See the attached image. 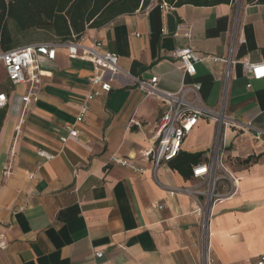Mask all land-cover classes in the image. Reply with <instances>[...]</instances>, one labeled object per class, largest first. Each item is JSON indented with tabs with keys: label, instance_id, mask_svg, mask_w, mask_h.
Instances as JSON below:
<instances>
[{
	"label": "crops",
	"instance_id": "obj_1",
	"mask_svg": "<svg viewBox=\"0 0 264 264\" xmlns=\"http://www.w3.org/2000/svg\"><path fill=\"white\" fill-rule=\"evenodd\" d=\"M33 35L44 40L23 46L53 43L56 57L38 60V101L24 111L25 93L12 92L0 126V264H202L204 214L213 264H257L264 255L263 154L246 135L226 131V159L262 156L230 169L239 179L236 192L209 205L193 177L185 180L164 165L155 178L142 155L153 147L165 107L133 80L157 77V88L168 93L200 83L205 105L219 110L224 104L228 116L264 131V80H250L243 67L244 62H264V5L236 0L166 9L155 1L144 11L87 30L79 43L101 42L100 52L117 54L125 74L116 77L110 94L89 103L80 135L62 152L59 137L67 134L65 125L75 122L85 102L94 66L70 58L52 36ZM232 43L235 63L227 84L226 64L204 61L191 75L175 58L186 48L226 58ZM3 75L9 81L0 64L2 80ZM216 134L213 123L201 120L182 152L207 153ZM41 150L55 159L44 160ZM114 157L146 171L120 167L112 163ZM219 185L218 194L230 189L225 180ZM97 252L103 257L96 258Z\"/></svg>",
	"mask_w": 264,
	"mask_h": 264
},
{
	"label": "built area",
	"instance_id": "obj_2",
	"mask_svg": "<svg viewBox=\"0 0 264 264\" xmlns=\"http://www.w3.org/2000/svg\"><path fill=\"white\" fill-rule=\"evenodd\" d=\"M237 2L239 3L241 0H237ZM161 7L169 8L165 2L161 3ZM62 45L66 46L70 58L91 62L94 66V75L89 79L90 90L76 116L75 122L65 125L64 130L67 134L59 137L60 152L63 151L70 140L76 139L80 135L79 127L86 122L90 112L89 103L103 95L110 94L116 77L125 74L119 67L118 55L112 52H100L102 43L99 41H94L90 47L81 45L79 41ZM56 47L57 45L53 43H43L23 46L6 52L0 50V64L3 66L11 86H25V94L21 97V101L25 105L24 111L27 110L30 103L37 102L39 99L38 91L42 77V72L38 68L39 58L46 57L49 60H55ZM233 53L234 45L232 43L226 58L203 56L196 53L192 48L177 51L175 58L181 61L185 73L191 75L195 73V66L204 61H212L215 64L224 63L227 65L225 71L227 84L230 78V66L235 63ZM243 67L250 80H264V62L259 64L244 62ZM133 82L147 97L156 99L165 107L156 126L153 147L142 155L151 165L153 176L156 178L157 170L164 165L167 166L182 152L186 137L197 127L201 120H205L217 127V134L204 160L193 168L192 177L201 185L212 187V190L205 193L207 205L213 204L223 196L235 193L239 179L225 165L222 152L225 147L226 131L233 130L238 134L246 135L259 148H264V131L252 127L247 122H240L228 116L224 104L219 110L209 108L201 100L200 91L202 86L200 83L191 86L184 85L179 93H168L157 88V77L150 80L134 79ZM248 87H251V85L249 84ZM9 102L10 96L6 93H0V114L9 105ZM137 125L139 126V124ZM38 154L46 161H51L56 157L42 150ZM112 163L138 174H143L146 171L124 158L114 157ZM33 178L34 175L31 174L30 179ZM221 180H225L230 184L229 191L223 195L216 192V186ZM196 193L200 194L198 189ZM171 194L174 195V191ZM164 207V205H155L158 210H162ZM201 230L204 238L202 264H213L210 247L206 242L208 218L205 214L202 218ZM95 257L102 258L103 252L95 253ZM257 264H264V255L258 258Z\"/></svg>",
	"mask_w": 264,
	"mask_h": 264
},
{
	"label": "trees",
	"instance_id": "obj_3",
	"mask_svg": "<svg viewBox=\"0 0 264 264\" xmlns=\"http://www.w3.org/2000/svg\"><path fill=\"white\" fill-rule=\"evenodd\" d=\"M155 1L171 8L183 6L214 7L236 0H0V50L23 47L22 41L34 33H45L64 44L78 41L90 29H101L124 15L144 11ZM247 4L264 5V0H244ZM7 107L0 114V126ZM206 153L181 152L168 166L185 180L192 179L193 168ZM262 155L251 156L240 165H249Z\"/></svg>",
	"mask_w": 264,
	"mask_h": 264
},
{
	"label": "rangeland",
	"instance_id": "obj_4",
	"mask_svg": "<svg viewBox=\"0 0 264 264\" xmlns=\"http://www.w3.org/2000/svg\"><path fill=\"white\" fill-rule=\"evenodd\" d=\"M31 39H34L36 41H42L44 40L43 38L41 37H38V36H31L30 38L28 39H24L22 41V45H25L28 41H30ZM0 91L2 92H6V94L10 95L12 92H14V94L16 95H20V94H23L25 93V86H17V87H12L11 86V83L9 81H7L6 77L3 75V80L2 78L0 77ZM238 134V133H237ZM239 136H241V134H238ZM247 137V136H246ZM249 138V137H247ZM253 143V142H252ZM254 144V149H256L260 154H263V158H264V148L263 147H258L256 145V143H253ZM226 148L224 147L222 152L223 154L226 153ZM255 151V150H254ZM239 161L240 159H231V158H225L224 157V162H225V165L229 168V169H233V170H237L238 168H240V164H239ZM220 188L221 186L218 184L216 186V192H219L220 191ZM201 189L208 192L210 190H212V187L210 188L208 185H201Z\"/></svg>",
	"mask_w": 264,
	"mask_h": 264
}]
</instances>
